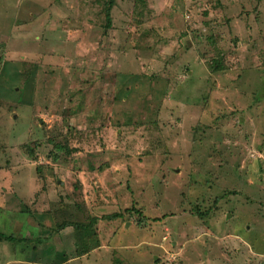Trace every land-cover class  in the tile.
I'll return each instance as SVG.
<instances>
[{
	"label": "rangeland",
	"instance_id": "374dc122",
	"mask_svg": "<svg viewBox=\"0 0 264 264\" xmlns=\"http://www.w3.org/2000/svg\"><path fill=\"white\" fill-rule=\"evenodd\" d=\"M92 218L95 264H264V0H0V232L48 245L0 264Z\"/></svg>",
	"mask_w": 264,
	"mask_h": 264
},
{
	"label": "trees",
	"instance_id": "16d2710c",
	"mask_svg": "<svg viewBox=\"0 0 264 264\" xmlns=\"http://www.w3.org/2000/svg\"><path fill=\"white\" fill-rule=\"evenodd\" d=\"M114 0H109V5L112 6L113 5ZM111 28V20H110V16H109V10L106 11V25H105V30H109ZM214 68L215 71L216 70H220L221 66L218 64V62H214ZM197 215H199L200 217H203L205 213H201L200 211L197 210ZM120 215L117 213H113L111 215H107L104 217L105 220H115L117 218H119ZM97 219L92 218L91 221L89 222L88 225H80V228H78V236L75 237V245H76V256L75 257H79L82 256L84 254H87L88 252H90L93 249H96L99 247V241L97 238V233L96 231L93 229V226L96 224ZM31 226L25 225V229L30 228ZM68 227V225H66L65 223L63 225H61L60 228H66ZM22 229H24V225L22 226ZM33 231V238H27L24 236L21 237H14L13 235L11 236H7L4 233L0 232V240L1 241H6L8 243L11 244V246L13 247V249L15 250V253L17 254V256L19 255V253H23L24 254V258L20 261L23 262H28V263H32L34 261H31L29 259L36 258L37 256L35 255L38 254V247L37 245H35L36 243H38V245H47V243L43 242L46 240H42L40 239V237H38L36 234V229L32 228ZM55 231H59L58 229H55ZM52 232V230H51ZM21 235V234H20ZM48 238H51V233L48 236ZM43 242V243H42ZM35 263V262H34Z\"/></svg>",
	"mask_w": 264,
	"mask_h": 264
},
{
	"label": "crops",
	"instance_id": "0c3cea01",
	"mask_svg": "<svg viewBox=\"0 0 264 264\" xmlns=\"http://www.w3.org/2000/svg\"><path fill=\"white\" fill-rule=\"evenodd\" d=\"M22 226V225H21ZM30 228H33V227H30ZM29 231V230H28ZM43 243V242H42ZM59 253H61V252H59ZM89 255L91 256V260H88V258H89ZM80 258H82L83 259V261L82 262H80L78 259H80ZM17 260V259H16ZM71 262H76L77 264H88V262H90V263H92V264H95V259H94V257H93V255L91 254V253H88V254H84V255H82V256H80V257H75L74 259L72 258V260H71ZM70 262V263H71Z\"/></svg>",
	"mask_w": 264,
	"mask_h": 264
}]
</instances>
